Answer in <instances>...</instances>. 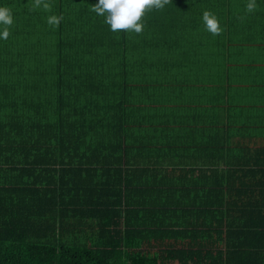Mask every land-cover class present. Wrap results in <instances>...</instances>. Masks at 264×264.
Here are the masks:
<instances>
[{
    "label": "trees",
    "instance_id": "trees-1",
    "mask_svg": "<svg viewBox=\"0 0 264 264\" xmlns=\"http://www.w3.org/2000/svg\"><path fill=\"white\" fill-rule=\"evenodd\" d=\"M30 2L0 0V264H264V0H172L140 35Z\"/></svg>",
    "mask_w": 264,
    "mask_h": 264
},
{
    "label": "clouds",
    "instance_id": "clouds-1",
    "mask_svg": "<svg viewBox=\"0 0 264 264\" xmlns=\"http://www.w3.org/2000/svg\"><path fill=\"white\" fill-rule=\"evenodd\" d=\"M171 3L172 0H98L90 10L103 17L111 31L140 35L144 31L146 16L153 11H163ZM258 7L257 0H247L245 15H238L237 18L243 21L246 15L254 14ZM38 9L52 13L53 4L50 0H31L29 11ZM63 19V14H50L47 16V23L53 28H59ZM14 22L13 9L8 5L0 6V39L9 38ZM202 24L204 30L214 37L220 36L224 31L219 17L210 9L202 12Z\"/></svg>",
    "mask_w": 264,
    "mask_h": 264
},
{
    "label": "rangeland",
    "instance_id": "rangeland-1",
    "mask_svg": "<svg viewBox=\"0 0 264 264\" xmlns=\"http://www.w3.org/2000/svg\"><path fill=\"white\" fill-rule=\"evenodd\" d=\"M259 1H260V0H257L258 6L261 7ZM236 6H237V8H241V7L244 8V5H243V4H238V3H237ZM257 23H260V25L257 24V25L255 26L254 29H255V32H256V33L252 35V38H251L252 40H255V39L257 38V36H258L257 34H258V33L264 32V18H263V20H261V22H257ZM261 30H262V31H261ZM200 35L202 36L203 34H200ZM193 36H195L196 38H199V37H198V34H196V32H194V34L191 35V36H189V37L181 38V40H182L181 42H182V43H186V42H187V39H188V38H191V37H193ZM242 39H243V38H242ZM133 40H136V36L133 37Z\"/></svg>",
    "mask_w": 264,
    "mask_h": 264
}]
</instances>
